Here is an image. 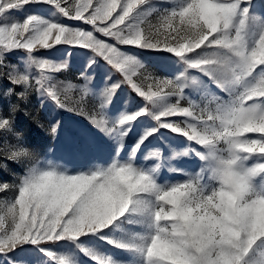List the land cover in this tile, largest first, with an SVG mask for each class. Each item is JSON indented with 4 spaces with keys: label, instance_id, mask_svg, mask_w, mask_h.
I'll list each match as a JSON object with an SVG mask.
<instances>
[{
    "label": "snow or ice",
    "instance_id": "6c2138e0",
    "mask_svg": "<svg viewBox=\"0 0 264 264\" xmlns=\"http://www.w3.org/2000/svg\"><path fill=\"white\" fill-rule=\"evenodd\" d=\"M77 54V82L58 80ZM33 93L79 170L27 166ZM0 145V171L26 165L0 180V264H264V0H0Z\"/></svg>",
    "mask_w": 264,
    "mask_h": 264
},
{
    "label": "rangeland",
    "instance_id": "374dc122",
    "mask_svg": "<svg viewBox=\"0 0 264 264\" xmlns=\"http://www.w3.org/2000/svg\"><path fill=\"white\" fill-rule=\"evenodd\" d=\"M166 2L170 5L173 0H166ZM154 3H159V0H154ZM30 11L36 12L38 14L44 15L47 17L49 15L48 7L44 5L34 6L30 9ZM66 23H69L72 26H79V27H85L87 30H91L90 25H83V22H74V21H65ZM152 22L155 23V16L152 17ZM68 46L66 45H59L56 46L55 50L51 52V57L56 58L57 56H61L64 49H66ZM142 60L147 64L149 71L159 74L157 72V57L148 51H143L141 53ZM12 63H16V58H12ZM82 60L80 56L74 55L69 59V68L67 71L61 72L59 74H56V78L58 80H72L73 82H77V75L80 70ZM23 66L21 65V68ZM182 70V69H179ZM169 71L177 72L178 69L176 66H170ZM192 74H196L195 70H191ZM138 82H141L142 78H137ZM97 83H99V77L97 80ZM145 88L147 87L148 81H143ZM19 90V89H17ZM125 94L132 97V99L135 101V104L133 107L129 108V110H135V107L139 106L141 103V98L136 97L134 93H132L127 87H124L121 89L120 95L123 97ZM70 100L69 104H72V101L79 97V92H71L70 94ZM87 104L91 106L92 99L91 97L87 98ZM19 103V112L17 114V122L22 127L25 138L29 144V146L33 150V156L31 157V160L27 166H31L32 164H35L39 160H48L51 159L54 162H61L64 164L65 167H68L72 170H79V165H74L73 163L67 162V156L66 154L61 150L59 141L53 140L51 135L49 134V124H50V117H51V111H50V103L45 108H41L40 101L37 98V96L33 93L29 96L27 102L24 101H18ZM62 116L65 120H72V121H81L86 123V121H83L81 117L74 116L71 113H62ZM59 118V117H57ZM170 137L176 141L177 143L173 146H178L179 148L186 147V144H179V141H182V137L176 136V134H169ZM250 136H254L255 134H249ZM131 142V141H130ZM153 144H159L158 140H154ZM2 146V145H0ZM53 148L54 151L49 153L48 149ZM165 153L167 154V147L164 148ZM114 150L112 152V155L114 156ZM2 155V154H0ZM141 154L138 159L142 160ZM128 158V152H122L120 159H127ZM186 162L188 171H197L199 170V162L195 160V158H183ZM110 162V158H109ZM26 165L22 164H13L9 162L8 164V170L6 171H0V180L8 181L9 183H14L16 181V177L13 176V173H16L18 175H22L24 172ZM161 175L165 179H174V180H182L184 177L181 176H171V174H168L166 171L162 172ZM15 194V189H9L4 192H0V201H4L8 198L13 197ZM106 251L114 253L118 257H122L124 259H128L126 253L120 252L119 250L111 249L110 247L106 245H101Z\"/></svg>",
    "mask_w": 264,
    "mask_h": 264
}]
</instances>
